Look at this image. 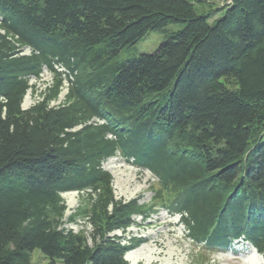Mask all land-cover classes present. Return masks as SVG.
Segmentation results:
<instances>
[{"label": "trees", "instance_id": "16d2710c", "mask_svg": "<svg viewBox=\"0 0 264 264\" xmlns=\"http://www.w3.org/2000/svg\"><path fill=\"white\" fill-rule=\"evenodd\" d=\"M190 1L0 0V264L35 249L45 264H129L139 238L114 233L154 207L201 251L244 240L264 256V0L211 22ZM177 23L153 52L129 50ZM54 66L72 75L57 104ZM116 154L151 172L149 202L115 198L101 166ZM68 191L86 199L65 216ZM76 217L88 235L65 227Z\"/></svg>", "mask_w": 264, "mask_h": 264}, {"label": "rangeland", "instance_id": "374dc122", "mask_svg": "<svg viewBox=\"0 0 264 264\" xmlns=\"http://www.w3.org/2000/svg\"><path fill=\"white\" fill-rule=\"evenodd\" d=\"M230 0H215L197 2L191 0L190 4L198 13L209 14V22L220 17ZM181 25L168 24L162 30L148 31L129 50L133 54L150 53L158 47L163 36L171 31L179 29ZM126 50V49H125ZM25 54L28 52L24 50ZM124 57L126 54L122 53ZM51 82V73L45 68L39 78L29 79L36 92ZM35 91L28 90L24 96L22 107L26 108L38 98ZM65 95V89L60 91L58 100L53 104L61 102ZM103 169L112 176V189L116 199L129 200L139 197L140 203L150 201L152 192L150 184L154 182L152 174L147 169H141L125 161L119 154L103 162ZM85 193L68 191L62 193L66 207L65 216L73 214L77 208L85 204ZM161 216L165 218L162 219ZM134 223L126 228V231H116L114 234L127 237L139 238L140 242L136 247L130 249L125 257L129 264H264V257L253 250V248L242 242H234L228 249L216 251H201L195 243L188 239L185 227L179 224V215L173 214L167 208L154 207L146 217L134 215ZM74 222H66L65 227L77 232L83 230L86 235L91 230V225L84 219L74 218ZM175 235L176 237H174ZM168 241V242H167ZM202 252L199 255V252ZM32 264H45L47 259L35 249L31 255ZM135 260V261H133ZM202 261H201V260ZM263 260L261 263L260 261ZM201 261V262H200Z\"/></svg>", "mask_w": 264, "mask_h": 264}, {"label": "bare ground", "instance_id": "6f19581e", "mask_svg": "<svg viewBox=\"0 0 264 264\" xmlns=\"http://www.w3.org/2000/svg\"><path fill=\"white\" fill-rule=\"evenodd\" d=\"M161 217H162V219L165 218L164 216H161ZM173 236L176 237L175 235H173ZM167 242H168V241H167ZM252 248H253V247H252ZM124 255H125V254H124ZM125 259H126V257H125ZM131 259H132V258H131ZM126 260H127V259H126ZM132 260H133V259H132ZM133 261H135V260H133ZM262 261H263V260H261L260 262L263 263ZM248 264H249V263H248ZM250 264H251V263H250ZM257 264H259V262H257Z\"/></svg>", "mask_w": 264, "mask_h": 264}]
</instances>
